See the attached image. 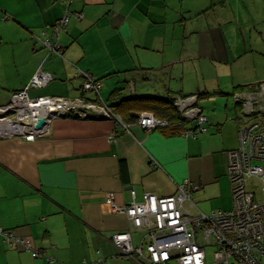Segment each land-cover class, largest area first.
Masks as SVG:
<instances>
[{"label": "crops", "instance_id": "0c3cea01", "mask_svg": "<svg viewBox=\"0 0 264 264\" xmlns=\"http://www.w3.org/2000/svg\"><path fill=\"white\" fill-rule=\"evenodd\" d=\"M65 6L61 0H0V107L43 70L54 80L29 90L32 97L113 105L130 95L172 98L198 92L208 129L186 137L133 124L131 132H122L110 119L70 115L53 119L34 141L0 139V228L32 238L33 247L43 252L36 258L33 251L0 245V264H140L110 240L131 230L137 246L144 235L125 214L113 212L110 193L127 205L132 189L137 200L147 192L171 196L180 183L192 180L202 185L194 195L201 211L232 208L228 152L239 147L242 113L239 104L233 108L231 100L218 95L264 82V0H73L69 9L84 19L72 17L62 31V58L49 54L36 37L50 34L47 27L63 17ZM189 68L201 79L193 89L187 88ZM78 70L99 80L100 94L83 91ZM205 71L214 72L215 87ZM161 83L163 91L154 90ZM215 94L212 101L225 103L224 109L202 101ZM260 182L251 179L247 187L264 201Z\"/></svg>", "mask_w": 264, "mask_h": 264}, {"label": "built area", "instance_id": "2783aa9c", "mask_svg": "<svg viewBox=\"0 0 264 264\" xmlns=\"http://www.w3.org/2000/svg\"><path fill=\"white\" fill-rule=\"evenodd\" d=\"M66 5L63 17L49 30L46 38L38 41L49 51L64 58V47L60 43L61 33L69 25L70 19L83 20L81 12L69 9L73 0H61ZM40 71V70H39ZM31 84L12 95L11 101L0 107V139L23 137L34 141L46 134L54 118L76 117L110 119L122 132H131V126L117 114L106 101L68 99L59 97H31V87H43L50 83L52 76L39 72ZM84 79L83 91L100 94L99 80L92 74L78 70ZM51 81V82H52ZM235 102L240 104L242 117L238 130L239 147L228 152V171L232 185V208L201 211L194 201L200 185L185 180L178 185V191L171 196H157L145 193L137 200V193L131 190L133 201L119 205L114 195H108V201L115 213L125 214L133 227L144 232L141 243L133 244L132 232L123 231L114 234L112 243L124 256L132 257L143 264H208L206 248L216 246L217 264H262L264 257V201H259L250 191L247 183L255 177L264 185V167L257 165L264 161V82L234 94ZM174 105L185 122L189 124L182 132L183 136H197L207 131L208 117L200 106V96L176 95ZM47 117V125L35 129L37 119ZM28 122L29 124H26ZM137 125L147 132L159 126H168V122L151 112L139 115ZM264 192V186H263ZM0 244L14 249L33 251L34 257L43 252L33 247L32 241L16 235L13 230L0 228ZM49 262L54 259L47 256ZM98 261L92 264H103Z\"/></svg>", "mask_w": 264, "mask_h": 264}, {"label": "trees", "instance_id": "16d2710c", "mask_svg": "<svg viewBox=\"0 0 264 264\" xmlns=\"http://www.w3.org/2000/svg\"><path fill=\"white\" fill-rule=\"evenodd\" d=\"M36 39H37V37H36ZM114 93H116V92H114ZM236 93H238V92H236ZM236 93H234V94H236ZM140 96H142V97H140ZM140 96L126 97L123 99L118 98V99H120V101L118 100L117 102H115L113 104L114 106H116L118 108L116 110L117 111L120 110L126 116V118H124L122 115H120L118 113L119 111L116 112L114 109L115 107L111 103H108V104H110L113 107V110L117 114H119L125 122H127L129 124H133L134 122H136L141 113L151 112L156 117H158L162 120H165L169 123L168 126H166V128H165V126H162V127L159 126L156 130H162L163 129L164 131H166V133H169L170 135H172V134L173 135H182L183 130H185L187 128V126H184L186 124V122L184 121L182 116L179 114L178 110L176 109V107L174 105V100H175L174 97H176V96H173L172 98H163V97L156 96V95H140ZM199 96H200V98H202L201 94H199ZM110 101H113V100H110ZM236 104H238V103H236ZM200 106H201V104H200ZM203 111H204V109H203ZM183 127H185V128L183 129ZM121 169H122V175H123L124 179H126V177H127V165L124 161H122ZM7 230L12 231V229H7ZM0 245H4V244H0ZM5 247H7V246H5Z\"/></svg>", "mask_w": 264, "mask_h": 264}, {"label": "rangeland", "instance_id": "374dc122", "mask_svg": "<svg viewBox=\"0 0 264 264\" xmlns=\"http://www.w3.org/2000/svg\"><path fill=\"white\" fill-rule=\"evenodd\" d=\"M54 26V25H53ZM53 26H48L47 27V29H52V27ZM47 50V49H46ZM48 51V50H47ZM49 52V51H48ZM54 55H56V54H54ZM17 59H21V60H24V59H27V58H25V56H23V55H18V57H17ZM14 66V65H13ZM39 72H41V73H44V74H48V73H45V71H43V70H41V71H39ZM38 72H36L35 74H34V76L32 77V80H31V82L33 81V79H34V77H35V75L37 74ZM206 74H207V80L208 79H211L210 77H212V79H211V82L213 83V85H214V87H215V85H216V81H215V76H214V72H206ZM52 76V75H51ZM52 79H53V76H52ZM84 80V79H83ZM174 80H176V79H174ZM191 80V83H188L189 81ZM52 81V80H51ZM50 81V82H51ZM31 82H30V84H31ZM186 82H187V88L188 89H193V88H195V87H197V85L199 84V83H201V79L200 78H198V76H197V73H196V71L194 70V69H192V68H189V70H188V74H187V77H186ZM203 83V82H202ZM175 84L178 86L179 85V82H175ZM159 85H161V88L159 87ZM159 85H156L155 84V90H157V91H159V92H162L163 91V85H162V83L161 84H159ZM26 88V87H25ZM32 88H40V87H31L29 90H31ZM22 90V89H21ZM234 90H231V91H229L228 93H229V96H227V95H218L219 96V98H223V99H225V100H231V104H232V106L235 104L234 103V101H235V97H234V92H233ZM237 91H239V90H237ZM194 94H199V93H194ZM95 95V94H94ZM233 95V96H232ZM183 96V95H182ZM184 96H191V95H184ZM32 97V96H31ZM46 97H59V98H65V97H62V96H46ZM217 97V95L216 96H213V97H211L210 99H206V100H202V101H209V100H215L214 98H216ZM212 102H215V101H212ZM213 104H215V103H213ZM212 104V105H213ZM219 104V103H218ZM217 104V105H218ZM6 106V105H5ZM235 106V105H234ZM233 106V107H234ZM218 107H221V109H224L225 108V103H220L219 104V106ZM177 109V108H176ZM240 110V112L242 113V109L240 108L239 109ZM63 118V117H62ZM55 119V118H54ZM264 121V120H263ZM229 159V158H228ZM259 163H262V162H259ZM228 164H229V160H228ZM228 173H229V171H228ZM228 178H229V181H231L230 180V177H229V174H228ZM255 177H253V178H251V179H254ZM190 181H192V180H190ZM184 182V181H183ZM199 185H200V189L197 191V192H199L200 190H201V188H202V185L199 183V182H197ZM230 185H231V182H230ZM258 185H260V187H259V189H258V191L261 189V193L263 192V184L260 182V183H258ZM262 187V188H261ZM231 198H232V185H231ZM177 191H178V186H177ZM177 191H176V193H177ZM196 192V193H197ZM175 193V194H176ZM195 193V194H196ZM264 193V192H263ZM214 204L215 205H218L219 204V201L218 200H214ZM212 212V211H211ZM211 212H209V213H211ZM205 213H207V212H205ZM213 247V248H212ZM216 247L215 246H213V245H209V246H207V248H206V250L208 249V251H206V254L208 255L207 257V263L208 264H217V263H215V256H213L215 253L214 252H216V249H215ZM213 249H215V250H213ZM262 264H264V257L262 258Z\"/></svg>", "mask_w": 264, "mask_h": 264}, {"label": "bare ground", "instance_id": "6f19581e", "mask_svg": "<svg viewBox=\"0 0 264 264\" xmlns=\"http://www.w3.org/2000/svg\"><path fill=\"white\" fill-rule=\"evenodd\" d=\"M66 7V6H65ZM71 9V8H70ZM72 11V10H71ZM75 12H77V11H75ZM60 19V18H59ZM57 21V20H56ZM55 23V22H54ZM54 23H53V25H54ZM178 23V22H177ZM182 23H184V22H182ZM180 24V23H179ZM70 25V24H69ZM185 25V24H184ZM50 30V29H49ZM46 31V30H45ZM64 31V30H63ZM197 33V32H196ZM46 35V34H45ZM62 35V34H61ZM48 36H49V34H48ZM48 36H45V37H48ZM39 37V36H38ZM42 37V36H41ZM44 37V36H43ZM62 37V36H61ZM187 37V36H186ZM183 38H185V37H183ZM187 38H189V36L187 37ZM190 39V38H189ZM184 40V39H183ZM188 40V39H187ZM132 41V40H131ZM135 42V41H134ZM137 42V41H136ZM185 42V41H184ZM188 42V41H187ZM129 44V43H128ZM133 44V43H132ZM131 44V45H132ZM135 44V43H134ZM243 45V44H242ZM133 46V45H132ZM132 46H128V47H132ZM164 47V46H163ZM44 48V47H43ZM46 49V48H45ZM186 50H188V52L189 51H191V53H192V50H189V49H186ZM195 54V53H194ZM193 54V55H194ZM198 55V54H197ZM197 55H194V56H196V57H198ZM245 55V54H244ZM243 55V57L245 58V56ZM190 58H194V57H191V56H189ZM200 57H201V55H200ZM247 57V56H246ZM133 58V57H132ZM134 59V58H133ZM140 59V58H139ZM138 59V60H139ZM189 59V58H188ZM209 59V58H208ZM239 59H241V62H243L242 60V58L240 57ZM246 59V58H245ZM135 61H136V59H135ZM140 67H141V60H140ZM172 63H174V62H172ZM201 63V62H200ZM169 64V63H168ZM204 64V63H203ZM173 64H171V66H172ZM200 65V64H199ZM170 67V66H169ZM169 67H167L168 69H169ZM206 68H207V66H205ZM204 67V68H205ZM211 67V66H210ZM213 67V66H212ZM142 68V67H141ZM145 68H146V66H145ZM173 68V67H172ZM203 68V67H202ZM166 69V68H165ZM213 69V68H212ZM163 70V69H162ZM208 70V69H207ZM166 71H168L167 69H166ZM165 72V71H164ZM206 72V71H205ZM46 73V72H45ZM90 73V72H89ZM143 73V72H142ZM149 73V72H148ZM169 73H171V71H170V69H169ZM171 75H172V73H171ZM80 76V75H79ZM96 77V76H95ZM169 77H170V75H169ZM172 77V76H171ZM133 79V78H132ZM147 79V78H146ZM148 80V79H147ZM169 80V79H168ZM101 81H102V79H101ZM148 82V81H147ZM164 82V81H163ZM30 83V82H29ZM28 83V84H29ZM32 83V82H31ZM260 83V82H259ZM103 84V83H102ZM167 84V83H166ZM170 84V83H169ZM171 84H172V82H171ZM252 84V83H251ZM135 86V85H134ZM146 87V86H145ZM155 87V86H154ZM153 86H152V88H154ZM167 87V86H166ZM172 87V86H171ZM41 88V87H40ZM148 89V91H149V89L150 88H147ZM169 89H170V87H169ZM168 89V90H169ZM200 89V88H199ZM138 90V89H137ZM155 90V89H154ZM207 90V89H206ZM210 90V89H209ZM213 90H214V88H213ZM216 90V89H215ZM214 90V91H215ZM130 91H132V90H130ZM134 91H135V88H134ZM145 89L142 91V94H144L145 92ZM147 91V90H146ZM181 91V90H180ZM186 91H188V90H186ZM194 91V90H193ZM192 91V92H193ZM199 91V90H198ZM81 92V91H80ZM138 92H140V91H138ZM144 92V93H143ZM166 92V91H165ZM171 92H173L172 90H171ZM179 92V91H178ZM208 92V91H207ZM210 92V91H209ZM135 93V92H134ZM167 93V92H166ZM185 93V92H184ZM191 93V92H190ZM198 93V92H197ZM201 93V92H200ZM138 94V93H137ZM181 94H182V92H181ZM194 94V93H193ZM212 94H213V92H212ZM9 95V94H8ZM145 95H147V94H145ZM167 95V94H166ZM185 95V94H184ZM183 95V96H184ZM191 95V94H190ZM199 95V94H198ZM207 95V94H206ZM209 95H211V94H209ZM208 95V96H209ZM216 95V94H215ZM224 96V95H223ZM229 96V95H228ZM233 96V95H232ZM86 97V96H85ZM130 97H132L131 95H130ZM140 97H142V96H140ZM212 97V96H211ZM230 97V96H229ZM175 98V97H174ZM203 98V97H202ZM129 99V98H128ZM208 100V99H207ZM101 101V100H100ZM175 101V100H174ZM109 102V101H108ZM212 102V101H211ZM203 103V102H202ZM205 103H207V102H205ZM214 103V102H213ZM215 104H218V102L217 103H215ZM215 104H213V105H215ZM219 104H220V101H219ZM219 104H218V106H219ZM210 106H211V104H209ZM234 106V105H233ZM212 107V106H211ZM210 107V108H211ZM207 108H208V106H207ZM214 108V107H213ZM234 108V107H233ZM231 109V108H230ZM205 110V109H204ZM211 110V109H210ZM229 111V110H228ZM226 112H227V109H226ZM234 114V113H233ZM229 115H230V113H229ZM74 116V115H73ZM68 118V117H67ZM139 118V117H138ZM181 118V117H180ZM182 119V118H181ZM180 120V119H179ZM137 122H138V119H137V121L136 122H134L133 124L134 125H137ZM227 122H228V120H227ZM184 123V122H183ZM169 124V123H168ZM187 124V123H186ZM224 125V124H223ZM185 126V125H184ZM49 127V126H48ZM162 127V126H161ZM170 127V126H169ZM50 128V127H49ZM166 128V127H165ZM208 128V127H207ZM170 129V128H169ZM183 129H184V127H183ZM163 130V129H162ZM144 131H146V130H144ZM154 131H156V130H154ZM184 131V130H183ZM166 132V131H165ZM173 132V131H172ZM49 134V133H48ZM173 135V134H172ZM115 137H116V135H115ZM189 137V136H188ZM14 138V137H13ZM122 138V137H121ZM5 139V138H4ZM238 139H239V137H238ZM111 140V139H110ZM239 142V141H238ZM229 151V150H228ZM231 151H232V149H231ZM227 152V151H226ZM227 154V153H226ZM229 160V159H228ZM264 162V161H263ZM262 166H264V165H262ZM253 180V179H252ZM231 182V181H230ZM201 184V183H200ZM248 184V183H247ZM258 186H260V185H258ZM132 187V186H131ZM130 188V187H129ZM133 188V187H132ZM205 188V185H204V187H203V189ZM262 188V187H261ZM250 189V188H249ZM263 189V188H262ZM109 192V191H108ZM107 196V195H106ZM143 196V195H142ZM108 197V196H107ZM138 197V196H137ZM258 199V198H257ZM263 200H264V198H263ZM260 201V200H259ZM111 205V204H110ZM58 206V205H57ZM112 209V208H111ZM228 210V209H227ZM113 213V212H112ZM129 221V220H128ZM131 221V220H130ZM129 221V222H130ZM130 227H131V225H130ZM126 231V230H125ZM131 231V230H130ZM134 231V230H133ZM136 231V230H135ZM48 232V231H47ZM121 232V231H120ZM120 232H118V233H120ZM115 233V232H114ZM115 234H117V232L115 233ZM43 236V235H42ZM45 237V236H44ZM143 238V237H142ZM29 239H32V238H29ZM111 240V239H110ZM111 242V241H110ZM33 244V243H32ZM134 244V243H133ZM138 246V245H137ZM214 246V245H213ZM216 247V246H215ZM213 248V247H212ZM216 249V248H215ZM215 249H213V250H215ZM206 251H208V249L206 250ZM215 253V252H214ZM208 256V255H207ZM214 256V255H213ZM123 257V256H122ZM37 258V257H36ZM208 258V257H207ZM128 260V259H127ZM135 260V259H134ZM137 260V259H136ZM139 261V260H138ZM136 262V261H135ZM140 262V261H139ZM216 263V262H215ZM140 264H143L142 262H140Z\"/></svg>", "mask_w": 264, "mask_h": 264}, {"label": "water", "instance_id": "95a60500", "mask_svg": "<svg viewBox=\"0 0 264 264\" xmlns=\"http://www.w3.org/2000/svg\"><path fill=\"white\" fill-rule=\"evenodd\" d=\"M64 118V117H63ZM102 119V118H101ZM104 119V118H103ZM26 124H29L28 122H25ZM45 125H47V117H41L39 119H37V121L35 122V129L40 130L42 129Z\"/></svg>", "mask_w": 264, "mask_h": 264}]
</instances>
